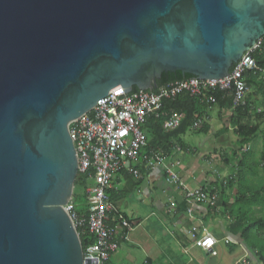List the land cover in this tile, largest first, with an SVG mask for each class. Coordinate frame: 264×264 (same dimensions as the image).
Returning a JSON list of instances; mask_svg holds the SVG:
<instances>
[{
    "label": "water",
    "instance_id": "obj_1",
    "mask_svg": "<svg viewBox=\"0 0 264 264\" xmlns=\"http://www.w3.org/2000/svg\"><path fill=\"white\" fill-rule=\"evenodd\" d=\"M263 34L264 0H0V264H89L70 123L164 72L228 76Z\"/></svg>",
    "mask_w": 264,
    "mask_h": 264
},
{
    "label": "crops",
    "instance_id": "obj_2",
    "mask_svg": "<svg viewBox=\"0 0 264 264\" xmlns=\"http://www.w3.org/2000/svg\"><path fill=\"white\" fill-rule=\"evenodd\" d=\"M230 115L231 110L221 109L215 114L212 107L206 109L200 120L208 130L203 132L205 137L199 146L179 138L180 144L174 141L166 150L158 148L167 155L187 189L217 190L216 207L186 200L182 188L165 182L160 167L143 166V156L151 151L146 148L141 151V162L129 165L139 176L127 169L114 175L109 197L129 226L118 227L117 249L106 264H236L244 256L262 264L250 256L240 232L232 233L231 229V204L252 177L251 172H244L245 177H251L245 183L243 171L232 168L231 161H239L242 153L238 157L237 151L232 156L239 145L229 125ZM247 147L245 144L242 149L247 151ZM207 232L217 241L215 256L195 246L191 238V233L201 237Z\"/></svg>",
    "mask_w": 264,
    "mask_h": 264
},
{
    "label": "built area",
    "instance_id": "obj_3",
    "mask_svg": "<svg viewBox=\"0 0 264 264\" xmlns=\"http://www.w3.org/2000/svg\"><path fill=\"white\" fill-rule=\"evenodd\" d=\"M263 42L264 34L234 63L228 76L214 80L188 79L170 82L155 87L154 92L138 88L126 91L123 88L98 99L96 106L69 124L68 134L77 156V174L90 179L92 184L84 189L83 212L76 210L73 194L64 207L78 236L80 232L93 239L83 250V259L88 260L89 264H106L117 249L115 234L118 227L129 226L124 217L116 211L110 200L109 191L113 188L114 175L120 170L127 169L134 176H139V172L129 165L141 162V151L147 146L142 126L151 117L161 116L163 100L173 99L183 92L202 101L214 103L215 97L209 96L207 90L218 88L230 93L233 106L244 105L249 92L244 74L248 71H262L253 53L263 50L261 49ZM254 109L258 114L263 112L261 107ZM181 118L180 114H173L166 119L163 127L166 130H174ZM200 124V121H197L194 127H199ZM143 157V166L151 169L160 167L165 182L182 188L186 200L205 203L209 207L216 206L217 190L187 189L173 169V164L161 150H151ZM191 238L195 246L212 256L217 254L215 249L217 241L208 232L201 237L191 233ZM224 241L228 242L227 239ZM236 264L258 263L251 262L244 256Z\"/></svg>",
    "mask_w": 264,
    "mask_h": 264
},
{
    "label": "trees",
    "instance_id": "obj_4",
    "mask_svg": "<svg viewBox=\"0 0 264 264\" xmlns=\"http://www.w3.org/2000/svg\"><path fill=\"white\" fill-rule=\"evenodd\" d=\"M261 49L253 53V57L257 62L258 66L262 71H248L244 74V78L247 85L253 89L255 96L260 95V100L257 101L250 100L248 94L246 95L245 104L242 106H233L232 96L228 91H221L218 88L207 90L209 96L215 97V102L202 101L196 96H190L188 93H181L173 99H165L162 103V114L158 118H150L143 126V131L145 132L147 138V150H154L161 148L166 150L167 144L170 142H179V136L184 134L186 130L192 128L201 132H206L208 130V125L202 124L200 117L206 109L216 106L218 111L221 109L231 110V115L229 116V125L235 131L238 137V145L243 147V145L251 143L254 139L262 133L264 137V130L261 131L260 124L256 119H264V42L262 43ZM192 77L190 74H183L180 71L175 72H164L161 77L156 80V86H161L172 81L187 79ZM134 90L137 88L134 87ZM255 107L263 108V112L256 113ZM180 114L182 116L179 125L174 130H165L163 127L166 119L173 115ZM200 121L199 127H194V124ZM161 146V147H160ZM157 147V148H156ZM248 158H251V151L248 149L242 153L240 160L237 162L240 171L244 168L245 162ZM261 163L255 161L252 162L250 169L256 170L257 166H260L264 172V150H262ZM252 172V170H251ZM256 173V171H255ZM262 182V181H261ZM92 184L90 179H87L79 174L76 175L74 181L73 197L75 201L77 197L74 192L76 188L84 189ZM261 189L252 191L250 186H243L240 190V194L236 198L235 204H231V229L232 233L240 232L244 243L248 248L250 256L254 257L257 261L264 264V210L263 217H255L250 210L254 206L264 207V183ZM216 207V206H215ZM84 207L80 212L84 211ZM260 209V208H259ZM79 231V230H78ZM79 239L81 242L82 250L85 249L86 245L93 241L91 236L82 235L79 232Z\"/></svg>",
    "mask_w": 264,
    "mask_h": 264
},
{
    "label": "rangeland",
    "instance_id": "obj_5",
    "mask_svg": "<svg viewBox=\"0 0 264 264\" xmlns=\"http://www.w3.org/2000/svg\"><path fill=\"white\" fill-rule=\"evenodd\" d=\"M257 94L255 96L253 89L250 88L249 94H248V96L250 97V100H252V101L255 100V101H257L256 103H258L260 100V95H257ZM217 110L218 109L216 106L212 107V111H214L215 114H216ZM215 118H216V115H215ZM256 121L261 122V123H259L261 131L264 130V119H261V120L256 119ZM233 132L235 133L234 130H233ZM204 137H205V135L203 132L198 131V130H194L192 128H189L188 130H186V132L184 134L179 136L181 142L187 143L190 145L192 144L195 146H199L200 141L203 140ZM247 145H248L247 148L250 151H252L253 156H252V159L248 158L246 160L244 168L241 170V172L243 171L241 176L245 180V181H243L245 183H247L250 180L249 178L252 177L251 183L246 184V186H250L251 190L254 192L256 190L261 189V187L263 186L262 183H264V172H263L262 168L260 166H257L256 170L250 169L253 161H255L257 163H261L260 155H261L262 150H264V137L262 136V133H260V135H258V137L256 139H254L251 143H249ZM236 152H237L238 157H239V152L241 154L244 152V150L241 148V146H239L237 148V150H235L234 153H232V156L235 157ZM233 159L234 158H230L229 160H233ZM220 162L223 164V162L221 160H220ZM231 162H232V168L233 169H236V168L239 169L238 165H237L238 161L235 160V162L234 161H231ZM251 170H252V172H251ZM247 171L251 172V177H247L248 175H246L247 178L245 177L244 172H247ZM255 171H256V173H255ZM74 194L77 197L76 210H81V209H83V207L85 208L83 189L82 188H76ZM263 210H264V207H262V206H254V208H252L250 210V212H252V213L249 214V217L251 216V214H254L255 217H263ZM260 233L264 234V231H261Z\"/></svg>",
    "mask_w": 264,
    "mask_h": 264
}]
</instances>
